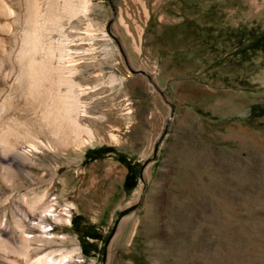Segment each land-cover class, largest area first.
I'll return each mask as SVG.
<instances>
[{
	"label": "rangeland",
	"instance_id": "1",
	"mask_svg": "<svg viewBox=\"0 0 264 264\" xmlns=\"http://www.w3.org/2000/svg\"><path fill=\"white\" fill-rule=\"evenodd\" d=\"M90 1L97 36L70 45L116 142L44 151L15 184L43 187L62 163L49 199L74 204L69 222L43 223L73 264H264V0Z\"/></svg>",
	"mask_w": 264,
	"mask_h": 264
},
{
	"label": "bare ground",
	"instance_id": "2",
	"mask_svg": "<svg viewBox=\"0 0 264 264\" xmlns=\"http://www.w3.org/2000/svg\"><path fill=\"white\" fill-rule=\"evenodd\" d=\"M90 8V0H0V264H73L78 252L63 248L67 236L54 235L53 227L44 224L46 219L69 222L63 214L74 206L62 198L49 199L50 182L62 163L49 170L48 179L39 174L43 187H19L14 178L35 167L37 154L44 151L62 158L68 149L79 154L86 146L116 142L105 127L109 121L101 123L106 129L95 128L99 119L81 100L102 85L77 79L80 52L70 45L97 36L87 19ZM139 8L146 15L140 2ZM79 22L84 28L75 27ZM88 47L95 50L93 44ZM109 80L113 85L116 78ZM120 124L115 120L109 126Z\"/></svg>",
	"mask_w": 264,
	"mask_h": 264
},
{
	"label": "trees",
	"instance_id": "3",
	"mask_svg": "<svg viewBox=\"0 0 264 264\" xmlns=\"http://www.w3.org/2000/svg\"><path fill=\"white\" fill-rule=\"evenodd\" d=\"M118 161L127 169V173L123 182V187L125 190H131L136 185V173L133 171V168L129 163L125 162L121 158H119ZM84 237L86 238L90 236L84 235Z\"/></svg>",
	"mask_w": 264,
	"mask_h": 264
}]
</instances>
